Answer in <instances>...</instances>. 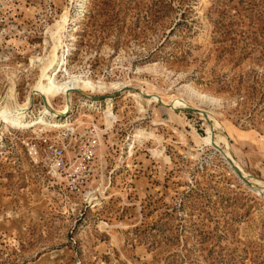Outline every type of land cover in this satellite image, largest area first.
Masks as SVG:
<instances>
[{
  "label": "rangeland",
  "instance_id": "obj_1",
  "mask_svg": "<svg viewBox=\"0 0 264 264\" xmlns=\"http://www.w3.org/2000/svg\"><path fill=\"white\" fill-rule=\"evenodd\" d=\"M62 16L50 73L107 91H70L69 128L0 124V264H264V0H0V107L30 96L27 122L67 103L31 91ZM70 128L99 142L80 192L33 156Z\"/></svg>",
  "mask_w": 264,
  "mask_h": 264
},
{
  "label": "bare ground",
  "instance_id": "obj_2",
  "mask_svg": "<svg viewBox=\"0 0 264 264\" xmlns=\"http://www.w3.org/2000/svg\"><path fill=\"white\" fill-rule=\"evenodd\" d=\"M65 23H66V17L62 16L61 22L58 25H56L55 36L53 37L54 45L49 55L47 56L46 60L41 63L39 67V70H40L39 79L37 83L33 86V89L31 91H39L41 96L45 100L50 101V102L54 101L57 98H62L64 101L67 102L66 105L62 109H57V110L45 107L43 110L39 112L40 115L37 118H35L34 120H31L30 122H27L26 119L27 117H29L28 104L31 99V97L28 96L26 102L23 105L10 106L6 103V105L1 106L0 107V124L4 123L7 125H13L19 128L36 127V126L43 127L44 129L45 128H57V129L58 128L59 129L69 128L71 127V124H59V121H52L53 120L52 118H58L60 116H65L67 111L71 108L72 102L71 103L69 102L71 98L70 91L80 90V91H93V92H99V93L107 91L106 90L107 88L105 87V85L100 81L92 82L87 78L83 79L81 77L69 75V74H67L62 80H56V77H55L56 75H53L52 73H50L51 69L55 65H57V67L59 68L61 66L60 62L63 58V55H59L57 50L60 48L59 31L63 29ZM121 86H122L121 84H117V83L110 84L109 89L117 91L121 89ZM5 98H8V100L14 99L15 101V98L12 95V93L9 95L7 94ZM134 98L137 99V105H139V108L140 109L143 108L141 106V103L138 100L140 97H137L134 95ZM106 104L107 106H106V109H104V113H103L104 123L107 128H111L113 122L115 121V117L111 113V102L109 101V99H107ZM183 105H185V103ZM143 135H144L143 131L136 130V133L134 135V141H138ZM0 137H1V133H0ZM202 140L204 141V143H207L208 145H212L210 136H208V138L206 139L202 138ZM214 143L217 144L216 141H214ZM131 149H130V152H131ZM224 152L228 154V158L230 157L232 159V157L230 156L227 150H224ZM232 161L233 163L235 162L233 159ZM235 166L238 169L241 168L238 165H235ZM240 172L243 175H245V173L241 171V169H240ZM89 199H90L89 200L90 202L97 200L91 195Z\"/></svg>",
  "mask_w": 264,
  "mask_h": 264
},
{
  "label": "built area",
  "instance_id": "obj_3",
  "mask_svg": "<svg viewBox=\"0 0 264 264\" xmlns=\"http://www.w3.org/2000/svg\"><path fill=\"white\" fill-rule=\"evenodd\" d=\"M95 133V132H94ZM89 135L86 140V134L76 135L72 128L67 131L66 136L76 141L77 138L83 143V146H69V149L61 145H44L39 151H33L37 159H42L49 167V174L55 180L60 179L71 191L80 192L88 189L91 185L90 178L93 172V162L96 157L99 146L97 136ZM93 136V138H92ZM96 137V138H95ZM84 141H83V140Z\"/></svg>",
  "mask_w": 264,
  "mask_h": 264
},
{
  "label": "water",
  "instance_id": "obj_4",
  "mask_svg": "<svg viewBox=\"0 0 264 264\" xmlns=\"http://www.w3.org/2000/svg\"><path fill=\"white\" fill-rule=\"evenodd\" d=\"M145 97H148V96H145ZM195 111H197V110H195ZM197 112H199V111H197ZM203 116H204V118H207V116H206L205 114H203ZM211 142H212V146H213L215 149H217V150L220 151L219 147L214 143L213 136H212V138H211ZM233 168H234V171H235L238 175H241V172H240V170H239L237 167L234 166Z\"/></svg>",
  "mask_w": 264,
  "mask_h": 264
}]
</instances>
